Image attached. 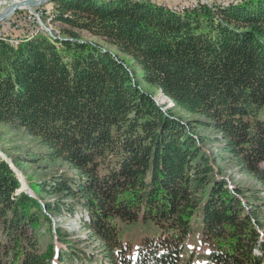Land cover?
<instances>
[{"label": "trees", "instance_id": "16d2710c", "mask_svg": "<svg viewBox=\"0 0 264 264\" xmlns=\"http://www.w3.org/2000/svg\"><path fill=\"white\" fill-rule=\"evenodd\" d=\"M55 4V20L74 29L68 37L0 40V124L69 171L31 183L33 197L0 155V264H192L194 229L207 245L202 263L264 264V197L225 174L236 168L264 187V0L182 11L137 0ZM144 85L190 119L164 111ZM54 216L88 237L77 241ZM137 223L155 233L134 249L123 234Z\"/></svg>", "mask_w": 264, "mask_h": 264}, {"label": "rangeland", "instance_id": "374dc122", "mask_svg": "<svg viewBox=\"0 0 264 264\" xmlns=\"http://www.w3.org/2000/svg\"><path fill=\"white\" fill-rule=\"evenodd\" d=\"M101 1V0H100ZM161 2L165 1L169 8H178L183 9L191 6L190 2L187 0H160ZM241 0L230 1L228 2H216L220 6L226 7L235 2ZM56 4L50 3L49 12L44 11V14L41 15V21L45 25H50L52 32L59 35L60 37H65L68 35L65 34L66 30H74L70 26L64 24L61 21L55 20V10ZM37 28V27H36ZM80 38L86 42L99 43L104 48L116 53V49L110 45H108L102 39L92 36L86 31L75 30ZM25 34V33H24ZM47 34L44 32V35ZM18 35H21L19 33ZM46 36V35H45ZM3 41L9 42L11 44V40L3 39ZM130 65H133L131 60L128 59ZM144 88L150 92L154 99L160 106L163 108L172 110L179 117H183L185 120H189L190 116L183 113L181 110L177 109L166 97L163 95L161 91L156 89H151L144 85ZM165 97V98H164ZM197 133L201 135H213L212 131H208L206 129L200 128L196 130ZM47 149L43 148L39 141L35 138H32L24 133L23 130L18 128H13L12 126L6 124H0V154L3 156V159L6 160L13 171L15 172L18 180L20 181L21 188L23 191H27L31 196L37 197V195L33 189L31 188V183H44L46 181L51 180L54 176L65 174L69 171V168L66 164L62 162L49 163L44 159V155L46 154ZM216 154H219L216 152ZM226 176L232 180L236 187L242 188L244 190H252L251 192H255V194L260 195V197H264V187H260L256 184L250 177L242 175L238 172L236 168L226 170ZM25 184V185H24ZM24 185V186H23ZM250 194V192H248ZM40 197V196H39ZM48 201L55 200L58 197H47L42 196ZM259 203L262 204V201ZM54 221L56 224L62 225V227L73 231L75 234H78L80 239L77 241H81L88 237V234L85 230H83L82 226L78 221L54 216ZM198 223V221H196ZM155 233V230L152 226L142 225L141 223H137L132 225L131 227H127L124 229L123 240L132 242L133 248L136 249L137 246L141 243L143 236L152 235ZM51 240L48 237L47 242ZM44 242V241H43ZM57 241L54 244L57 245ZM186 253H185V261H191L192 264H204L199 259L200 256L207 252V245L204 244L203 236L200 233L199 229H194V233L188 237L186 240ZM86 247L87 251L97 252V245L95 244H85L82 245Z\"/></svg>", "mask_w": 264, "mask_h": 264}, {"label": "built area", "instance_id": "2783aa9c", "mask_svg": "<svg viewBox=\"0 0 264 264\" xmlns=\"http://www.w3.org/2000/svg\"><path fill=\"white\" fill-rule=\"evenodd\" d=\"M29 0H0V13H2L6 8L10 7L14 3L26 2ZM39 1V0H37ZM156 2H161L160 0H155ZM190 2L189 7L194 8L199 6H206L208 8L214 9L215 2H228L236 0H187ZM165 2V1H163ZM50 2H45L44 4L35 7H20L11 17L3 20L0 23V34L7 35L8 40L13 42V36L21 34H31L35 31H50L49 27H41V15L44 11L49 10ZM37 27V28H36Z\"/></svg>", "mask_w": 264, "mask_h": 264}, {"label": "bare ground", "instance_id": "6f19581e", "mask_svg": "<svg viewBox=\"0 0 264 264\" xmlns=\"http://www.w3.org/2000/svg\"><path fill=\"white\" fill-rule=\"evenodd\" d=\"M137 1H143V2H144V1H149L150 3L158 4V2H156L155 0H137ZM50 3H53V2H50ZM158 5H162V4H158ZM164 6H165V5H164ZM166 7H168V6H166ZM171 9L178 11L177 8H171ZM46 12H49V10H46L45 13H46ZM49 13H50V12H49ZM41 27H49V30H50V31H47V32H46L47 34H45V35L48 37V39H49L50 41H52V43H53V42H57V41L63 39V38L60 37L59 35H57V34H55V33L52 32V29L50 28V25H45L44 23H42V21H41ZM40 34H43V35H44V32H43V31H35L34 33H31V34H29V35H27V34H21V35L13 36V42L11 41V44H13L14 46H19V45L22 44L25 40H28V39H31V38L37 37V36H39ZM0 37H2L3 39H8V36H7V35L0 34ZM0 40H2V39H0ZM24 185H25V184H24ZM24 185H23V186H24Z\"/></svg>", "mask_w": 264, "mask_h": 264}, {"label": "water", "instance_id": "95a60500", "mask_svg": "<svg viewBox=\"0 0 264 264\" xmlns=\"http://www.w3.org/2000/svg\"><path fill=\"white\" fill-rule=\"evenodd\" d=\"M53 2L55 3L56 1L58 0H29V1H26V2H21V3H14L13 5H11L10 7L6 8L2 13H0V23L11 17L20 7H24V6H27V7H35V6H38V5H41V4H44L45 2ZM166 97V96H165ZM174 106V102L169 99L168 97H166ZM160 105V104H159ZM164 111H167V107L166 108H163ZM1 155V154H0ZM2 156V155H1ZM3 158V156H2ZM23 191L22 189L19 190V192Z\"/></svg>", "mask_w": 264, "mask_h": 264}, {"label": "crops", "instance_id": "0c3cea01", "mask_svg": "<svg viewBox=\"0 0 264 264\" xmlns=\"http://www.w3.org/2000/svg\"><path fill=\"white\" fill-rule=\"evenodd\" d=\"M158 4H162L163 6L165 5V7L167 6V3L166 2H158ZM183 9H185V8H183ZM183 9H178L177 8L178 11H182Z\"/></svg>", "mask_w": 264, "mask_h": 264}]
</instances>
